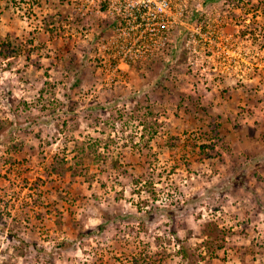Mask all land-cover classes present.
Returning a JSON list of instances; mask_svg holds the SVG:
<instances>
[{
	"label": "rangeland",
	"instance_id": "rangeland-1",
	"mask_svg": "<svg viewBox=\"0 0 264 264\" xmlns=\"http://www.w3.org/2000/svg\"><path fill=\"white\" fill-rule=\"evenodd\" d=\"M172 2L119 63L67 0H0V264H264V0Z\"/></svg>",
	"mask_w": 264,
	"mask_h": 264
},
{
	"label": "built area",
	"instance_id": "built-area-1",
	"mask_svg": "<svg viewBox=\"0 0 264 264\" xmlns=\"http://www.w3.org/2000/svg\"><path fill=\"white\" fill-rule=\"evenodd\" d=\"M67 1L78 17L105 21L98 41L119 63L153 60L175 35V14L187 13L177 11L172 0Z\"/></svg>",
	"mask_w": 264,
	"mask_h": 264
}]
</instances>
